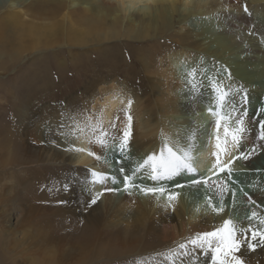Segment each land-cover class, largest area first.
Wrapping results in <instances>:
<instances>
[{
    "label": "bare ground",
    "instance_id": "obj_1",
    "mask_svg": "<svg viewBox=\"0 0 264 264\" xmlns=\"http://www.w3.org/2000/svg\"><path fill=\"white\" fill-rule=\"evenodd\" d=\"M203 14L218 16L217 30L188 26L190 17ZM102 26L109 29L110 37H117L123 31L125 35L122 34V37L135 41L156 36L175 40L181 48L169 51L165 60L171 66L174 60L186 58L189 70L196 71L193 82L198 90L192 91L190 83L183 88L186 83L177 78L174 68L160 71L161 76L166 77L163 82L170 78V74L176 77V89L168 92L170 96L156 115L146 114L137 121L134 131L139 132L132 133L130 156H122L111 149L105 151L89 142L92 138L90 129H85L86 135H81L78 130V126L102 121L103 128L110 133V142L111 136H119L125 126L124 109L120 110V107L127 105L132 97L123 86L103 90L106 97L95 101L96 105L101 102L99 115L71 116L76 121V128L68 123L69 119L62 112L53 114L43 108L29 109V113L23 115L29 123L22 129L17 128L20 127L18 123V126L14 125L15 121L4 124L7 131H12H8L12 145L5 156L14 164L16 176L22 178L20 203L14 207L24 217L9 229L22 244L26 242L29 246L31 264H213L212 249L194 247L189 242L199 234L223 228L225 220L233 222L236 239L242 245L235 255L240 256L245 264H264V246H261L259 237V233L264 232V223H261L264 221V140L259 139V122L264 121L260 104L264 101V0H0V75L15 66L18 53L39 50L43 42L44 45H55L62 39L83 44ZM194 52L204 54L208 61L200 60ZM148 57H143L144 62L152 64L151 57ZM77 62L39 55L31 66L40 68L41 72H36L39 74L31 82L30 94L14 100L15 112L26 108L27 100L41 101L50 92L65 91V83L70 80L67 70H72L79 64ZM219 67H224L227 72L221 74ZM189 73L190 81L192 77ZM209 78L222 81V88L231 92L233 121L238 116L244 117L246 131L243 133L242 150L255 149L248 160L241 161L247 171L257 170L260 174L254 177L251 185L248 184V189L245 187L246 190L240 189L239 192L230 184L227 173L226 176L213 175L210 167L208 174L196 171L194 176L187 175L183 179L181 174L171 181H151L149 170H143L136 174L137 178L139 173L146 174L142 181L136 178L133 182L146 187H165L168 192L178 191L173 186L177 182L183 183L185 192L191 196L196 193L212 195L213 206L221 203L217 185L226 184L235 190V196L231 191H224V211H214L211 206L197 211L190 196L179 195L171 205L158 194L148 195L145 199L138 188L115 202V184L111 179L104 183L92 182L91 172L95 171L108 177L115 176L123 183V175H130L133 167L142 163L148 155L158 156L165 144L178 154L190 148L192 156L201 154L204 162H212V167L215 162L212 153L216 151L215 130L208 135L211 137L208 149L202 151L206 133L209 132L205 127L204 114L212 115L208 112L209 108L216 110ZM4 82L0 80V85ZM245 92L247 103L242 100ZM131 100L133 108L135 100ZM207 114L205 117L209 119ZM88 117H91L90 122ZM115 119L119 125L116 124L113 129L110 125ZM216 120L217 117H210V124L214 127ZM228 126L236 127L229 123ZM52 127L56 130L49 133ZM220 135L223 138V128ZM76 148L85 151L72 150ZM88 150L101 159L97 160L92 155L89 157ZM230 158L221 155L222 160ZM120 167L125 168V173L119 172ZM25 172L32 173L31 180ZM192 179L207 180L208 183L193 185ZM65 184L68 185L67 190ZM108 188L114 191H107ZM99 190L104 191V204H101L99 196L97 202L89 206ZM25 199L30 200L31 206L25 203ZM248 210L256 215L247 216L246 213H250L246 212ZM28 217L31 222L24 223ZM253 231L257 232L255 240L252 239ZM181 243L187 245V255L178 254ZM219 243L213 238V248ZM249 243L257 245L254 252L247 248ZM26 250L23 248L22 252Z\"/></svg>",
    "mask_w": 264,
    "mask_h": 264
},
{
    "label": "rangeland",
    "instance_id": "obj_2",
    "mask_svg": "<svg viewBox=\"0 0 264 264\" xmlns=\"http://www.w3.org/2000/svg\"><path fill=\"white\" fill-rule=\"evenodd\" d=\"M59 19L62 20V17H59ZM187 23L188 26L192 28H206V29L211 28L212 30H217L219 27V19L216 14L194 15L187 20ZM107 26L110 27L111 24H107ZM101 29L97 34H95V36H90L89 37L90 40H87L88 42L83 44H75L73 42H67V39H62L63 40L62 42L61 40H59V42L57 41L58 43H56L55 45L54 44L44 45L45 43L43 42L39 50L34 49V50H28L23 53H18L17 54L18 61L15 63V66L11 67L10 69H6L4 72L7 73L0 75V80H5V82L1 83L0 85V97H1L0 98V264H31L30 251L28 252L29 246L27 245L26 242L22 244L20 240L15 237L16 235L11 233L9 229L10 226L13 227L15 223H18L24 217H22L23 214L19 211V209L15 208L16 207L15 205L20 203L19 199L20 196L22 195V190H21L22 178L21 176L18 177L16 176V172L13 168L14 164L11 163L5 156L6 153L9 151L10 144L12 145V141L8 133V131L10 132L12 131L11 130L7 131L6 128L4 127V124L6 122L12 124L15 121L16 124L14 125L18 126L19 124L20 127L17 128L22 129L26 127L27 124L29 123V120L25 118V116L23 117V115L28 114L30 110L33 109L39 110L40 108H43L45 111L52 112L53 114H56L55 113L56 111L62 112L63 116L67 117L66 119H69L68 123L69 124L71 123L70 125H73L74 128H76L77 127V125H75L76 121H74V119L71 118V116L77 114H84V116H95V113L96 115H99L101 113L99 109L101 102L96 105L95 101L98 98L106 97L105 94L106 91L103 90L105 88H113L114 86H120V87L123 86L124 89L126 88L125 90L129 91L128 95L130 94L132 95V97L129 99L135 100L134 102L135 106L130 109V115L132 116V133H133V131L136 130L137 123L140 121V119H142L143 116H145L146 114L150 115L152 113L153 115H156L157 110L170 96L168 92L170 90L172 91L176 89L177 86L176 84L178 83L175 81L176 77H174L173 74L172 75L170 74L169 75L170 78H167L163 82V80L166 78L161 76V72L163 70H168L167 67L174 68L178 74L177 78L179 80L184 81V83H186L184 84L183 88L187 87L185 85L189 84L188 72L192 71L189 70L190 67L189 61L186 58H180L178 60L176 59L174 60L175 62L173 61L170 66L168 64L169 62L167 63V60H165V57L169 51L179 50L181 48L180 44L175 40L173 41L170 39H165L163 38V36H156V38L153 39L150 38L147 40L145 39V40L135 41L126 37H122V34L125 35L123 31H120V35H118L117 37H110L112 34H109V29L105 28L104 26H102ZM116 33L117 34L119 33L118 29L116 30ZM156 42L158 43L159 46L161 44V46L160 47L157 46ZM153 50L154 51L157 50L156 53ZM195 53L196 52H194V54ZM39 55L40 56L42 55L43 57L46 56V58L48 59L56 58L62 60L63 59L71 60V61L74 60V61H78L77 63L79 64L74 66L72 70L71 69L69 71L67 70L68 73H66V75H69L68 79L70 80L68 81L70 82L67 81V83H65L64 89L67 87L65 91L63 90L57 93L56 90L54 91L56 93L52 92L53 94L50 92L48 96L45 95L44 99H41L42 102L39 99L27 100L26 102L27 107L21 110L17 109V111L15 112L14 108L16 107H14L15 105L13 104L14 100H16L19 97L27 96L28 94H30L31 82H34L36 80L35 76L41 72L40 68L31 66V63L33 61H36ZM195 55L202 61L205 62L208 61V58L204 56V54L202 53H196ZM146 56L151 57L150 59L152 64L144 62L143 57ZM51 70L53 71V68ZM219 71L221 72V74H225L227 72L224 67H219ZM230 103L231 100L229 99L228 105L226 104L227 106L225 105V107L223 108V114L227 113L228 115L230 114L229 116H231ZM260 104L262 105L261 109H264V101H262V103L260 102ZM36 105L37 107H35ZM125 105L126 104L122 105V107H120L121 105H119L120 110L121 109L125 110L127 106ZM211 109L215 110L214 108ZM14 114H15V119H13ZM206 114L207 113L205 112L204 114V120L206 119L205 127L209 129V132L206 133L207 136L205 142L206 145L204 143L202 149V151L204 152L208 149L211 138L208 137V135L210 136L212 132L214 133V130L216 132V126L214 127L212 126V124H210V117H213L215 115L209 114L210 116H208L207 114V117H209V119H207L205 117ZM115 120L116 121L113 122L119 125L118 120L117 119ZM123 120L124 123H126V119L124 118ZM233 120L234 119L231 116V120L228 121V123L230 125L236 126V121ZM53 130L56 129L52 127L48 132L50 133V131L52 132ZM137 132L139 131H134L135 134ZM27 141L29 142V140ZM27 141L26 144L28 145ZM29 144L31 143L29 142ZM130 149L131 146H129L127 150L126 153L127 156H130L131 154L129 152ZM233 154L238 156L239 153L234 152ZM89 157L91 156L89 155ZM192 157H193V165L196 171H200L202 175L210 173L209 167L212 168L210 166L212 162L211 164L204 162V159L201 154H196L195 156ZM243 165L244 164L241 160H236L231 165V167L234 169L232 178L236 180L237 183L236 184L230 183V184L233 187L235 186L234 188H238V192L240 191V189L244 190L245 187L246 189H248L250 187L248 184L251 185L252 182L254 181V177H257L260 174V171L258 174L257 170H254L253 172L247 171ZM136 166L137 165H135L133 169H135ZM25 173L27 175L26 177L30 178L31 180L32 173L31 172H25ZM145 175H146L145 173H139L138 178L135 177L134 179L137 178V180L141 182L142 177H145ZM183 175H184L183 179H186L185 176H187L188 174L185 173ZM224 175L226 176V173H221L218 176H224ZM118 183H121V180H118L117 183H115V189H118L115 190L114 192L115 194L113 195V198H115L114 199L115 202L121 200L127 193L126 191H124L123 183H121L120 186L118 185ZM130 191L132 192V189ZM174 192L179 193L180 197L186 196L187 198L190 196V198L194 199L195 201L194 205L197 211L206 209L209 206V198H211L212 196L209 193L208 195L207 194L202 195L196 193L195 195L196 199H195L194 198L195 196H191L189 192L188 193L185 192V187L178 188V191L176 190ZM98 193H102V195H100L101 196L100 199L102 198L101 204H104V200H105L104 191L99 190ZM158 195L164 199L166 198V202H167L166 194L163 195L158 194ZM143 198L147 199L148 196L144 195ZM212 200L213 199H211V203H215ZM29 202L30 200L25 199V203L31 206ZM219 205H220L219 203H216L215 206L218 207ZM246 212H250V213H246L247 216L249 217L252 216L250 210ZM26 219L27 220L26 222L24 221V223H29V221L31 222V219L29 217ZM6 225H9V227L6 228L5 227ZM23 248L27 249L26 252L24 253L22 252Z\"/></svg>",
    "mask_w": 264,
    "mask_h": 264
},
{
    "label": "snow or ice",
    "instance_id": "obj_3",
    "mask_svg": "<svg viewBox=\"0 0 264 264\" xmlns=\"http://www.w3.org/2000/svg\"><path fill=\"white\" fill-rule=\"evenodd\" d=\"M245 12H247V7H245ZM196 75L195 69H193L189 76L192 77V80L189 81L191 84V90H198V86L194 81ZM212 92L215 94L216 99V109H209V112L212 115L217 116L216 120V136H215V148L216 151L212 153L215 157V162L212 165L213 175H219L221 173H227L228 179L231 180L232 184H236L237 181L232 179V174L234 169L231 167L234 161L236 160H248L251 155L254 154L255 149L253 148L251 151H243L242 150V140L243 133L246 131L244 125V117L238 116L236 119V127L232 128L228 126V121L231 120V116L223 114V108L226 104L229 103V99L231 96V92L228 89L222 88V81H216L212 78H209ZM244 103H247V94L242 97ZM133 104V101L129 99L127 101V106L124 110V115L126 119L125 126L122 130V133L119 136H111V142L109 140L110 133L108 130L103 128L102 121H97L96 124L88 123L84 127H79L78 130L81 135H86L85 129H90L92 133V138H90V143H95L99 145L105 151L111 149L113 152H119L120 155L124 156L127 153L129 148V142L132 137V116L130 115V109ZM235 108L233 107V111ZM264 111V109H261ZM247 113L245 111L244 116ZM118 119V117H117ZM87 120L90 122L91 117H88ZM260 132L259 139L264 140V121H260ZM111 128H116V123L112 122L110 125ZM223 128V138L220 135V129ZM99 129V131H98ZM77 152H83L85 149L76 148L72 149ZM233 152H238L239 155H233ZM88 155L94 156L97 160H100L101 157L96 155V153L92 151H88ZM221 155L230 156V159L222 160ZM118 163H122V161H117ZM142 170H149L148 177L152 181H160V180H175L176 177H179L181 174H188L194 176L196 174V169L193 165V157L191 155V149L181 150L178 154L173 150L172 147H169L168 144H165L161 149L159 156L156 154L148 155L146 159L143 160L142 163L137 164L132 173L123 175V188L124 191L130 192L131 189H139V191L145 196L148 195H163L167 194L168 204L171 205L173 201H175L179 193L177 192H168L165 187H146L141 186L134 183V178L138 172ZM119 172L121 174L125 173V168L120 167ZM91 176L93 177V183H104L108 179H111L112 183H117V178L115 176L108 177L104 173H97L95 171L91 172ZM201 183L207 184V180H199L192 179L191 184L199 185ZM185 185L177 182L175 184L176 188H183ZM65 190H67L68 185H64ZM221 196V203L218 207L213 206L211 204V198H209V206L213 207L214 211L222 212L224 211V203H223V193L224 191H231V194L235 196V190L228 188L226 184L217 185ZM107 191H114V189L108 188ZM118 190V189H115ZM242 191V189H241ZM102 193H97L91 199L89 206L95 204L97 199ZM247 196V193H244ZM61 203H64L61 201ZM253 216L256 214L253 213ZM264 223V221H261ZM233 222L231 220H225L223 228L215 231V232H205L197 235L195 239H192L189 243L198 248L208 247L213 250L212 262L213 264H245V261L240 258V256L235 255V253L240 252L242 245L238 242L235 235V228L232 226ZM257 237V232H252V239L255 240ZM261 246H264V232L259 233ZM213 238L218 239L220 241L219 244L213 248ZM257 245L253 243H249L247 248L250 251H255ZM180 255H187V245L181 243L178 246ZM231 257L228 259V257ZM224 257L225 259H221Z\"/></svg>",
    "mask_w": 264,
    "mask_h": 264
}]
</instances>
